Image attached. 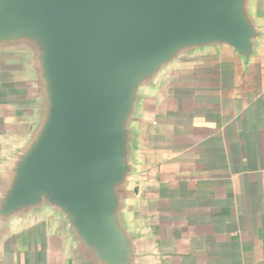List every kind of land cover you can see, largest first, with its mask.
I'll return each instance as SVG.
<instances>
[{
  "label": "water",
  "instance_id": "water-1",
  "mask_svg": "<svg viewBox=\"0 0 264 264\" xmlns=\"http://www.w3.org/2000/svg\"><path fill=\"white\" fill-rule=\"evenodd\" d=\"M264 48V0H0V69L30 112L0 180V239L54 220L74 264H154L136 218L141 128L184 63Z\"/></svg>",
  "mask_w": 264,
  "mask_h": 264
},
{
  "label": "crops",
  "instance_id": "crops-1",
  "mask_svg": "<svg viewBox=\"0 0 264 264\" xmlns=\"http://www.w3.org/2000/svg\"><path fill=\"white\" fill-rule=\"evenodd\" d=\"M30 107L0 69V180ZM136 218L154 264H264V48L249 66L220 53L166 78L141 128ZM54 220L0 239V264H74Z\"/></svg>",
  "mask_w": 264,
  "mask_h": 264
}]
</instances>
